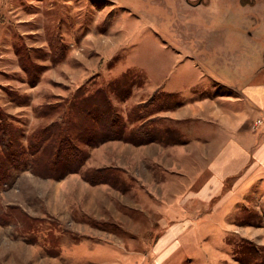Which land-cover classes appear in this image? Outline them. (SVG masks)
I'll list each match as a JSON object with an SVG mask.
<instances>
[{"label":"rangeland","instance_id":"rangeland-1","mask_svg":"<svg viewBox=\"0 0 264 264\" xmlns=\"http://www.w3.org/2000/svg\"><path fill=\"white\" fill-rule=\"evenodd\" d=\"M244 74L264 84V0H0V263L28 262L36 243L50 257L75 253L95 233L116 251L102 249L100 264H264V173L212 180L203 166L189 187L182 169L177 199L158 190V172L124 173L100 147L203 140L199 121L187 130L174 111L234 94L226 83L244 88ZM68 119L83 164L69 153L63 170L37 135L61 134Z\"/></svg>","mask_w":264,"mask_h":264},{"label":"crops","instance_id":"crops-1","mask_svg":"<svg viewBox=\"0 0 264 264\" xmlns=\"http://www.w3.org/2000/svg\"><path fill=\"white\" fill-rule=\"evenodd\" d=\"M249 77L252 81L244 88L236 83H226L227 89L234 92L232 95L205 97L185 105L187 107L185 109L181 106L174 111L178 113L176 120L180 123L184 121L188 125L187 130L191 128L193 123L191 120H198V125L194 128H200L198 126L202 125L203 140L190 138L183 145H165L161 142H154L142 146L111 141L107 142L108 145L110 144L108 147L105 146L107 143L100 147L104 151L111 150L108 154L112 157L109 159L118 160L131 168L130 171L120 169L124 173L125 171L137 173L140 178H143L144 169L152 177L158 172V182L161 185L158 190L163 189V193H168L169 187L176 183L178 188L176 190L174 187L171 188L176 193L169 195L166 193L164 196L177 199L183 197L184 192L181 193L179 188L182 186L181 182L174 179L172 174L175 175L182 169L188 171L189 187L196 184L197 171L204 169L203 166H206L207 171L211 173L212 180L224 181L238 169L242 173H245L248 168L264 173V84L253 81V76L243 75L244 79ZM166 85L164 81V87ZM178 91L174 87L169 89L170 93ZM254 119L260 120L259 125L247 131L246 128ZM258 175L261 178L262 175ZM225 185L226 183H222L223 193L226 191ZM170 205V211L180 208L176 202ZM175 224L166 222L160 227V231L166 233L172 231ZM85 235L90 236L86 233L83 237ZM97 237L95 233H91V237H85L87 239L80 240L76 245L73 244L77 246L75 253H71L70 247L67 246L68 248L64 249L58 257L45 255L42 253L43 247L36 243L30 246V250L28 248L29 254L34 255L28 259V262L18 261L20 258L14 256L9 260V264H27L33 261L36 262L35 264H61L62 258L74 264H100L102 249H104L103 255L116 256V251H110L109 248L100 245ZM20 247L24 245L21 244ZM107 261L111 263L109 258Z\"/></svg>","mask_w":264,"mask_h":264},{"label":"trees","instance_id":"trees-1","mask_svg":"<svg viewBox=\"0 0 264 264\" xmlns=\"http://www.w3.org/2000/svg\"><path fill=\"white\" fill-rule=\"evenodd\" d=\"M94 104H97L96 102L94 103ZM75 104H73V107H72V110L73 109H75V110H78V107H76V106H74ZM75 107V108H74ZM69 110H70V108H69ZM110 123L111 124H115V117L112 115L111 116V118H110ZM73 125V121H69V119L67 120V121H64L63 123H61V128H62V130H63V132L61 133V134H59L58 132H56V131H50V132H45V130L43 129L37 136H40V138H38L37 137V142L39 141V140H41V144H44V140L42 139V137L44 136V138H45V136L46 137H49V138H51V140L54 142V145H56L55 146V151H54V157H51V156H48V159H49V166L51 165V164H53V166L54 167H56V166H58V169H60L61 168V165L59 164V162H60V157H63V156H68V154L69 153H71V156H69V157H73L74 158V162H73V164L71 165V166H73V168L75 167V169L76 168H78V165H80V164H83L82 162H83V160H82V158H81V153L78 151V150H76L75 148H74V146L73 145H71L70 143H71V140L70 139H68L69 137V135H70V133L67 131V130H69L70 128L72 129V126ZM74 127V126H73ZM79 132H77V134H78ZM69 134V135H68ZM58 143H60V145L58 146ZM35 147H37V148H39V146H35ZM34 147V148H35ZM34 148H32V150L34 149ZM40 150L38 149V150H36V152H35V154L37 153V152H39ZM66 152V153H65ZM66 154V155H65ZM8 156H10L11 158L10 159H12L11 160V162H13V163H15L16 161L15 160H13V157H12V155L11 154H9L8 153ZM66 160H67V157H66ZM75 164V165H74ZM40 165V164H39ZM37 166V168H40V169H42V171L44 170H46L47 172H48V170H51L50 168H44V166H42V165H40V166ZM68 169H70L71 167L69 166V167H67ZM61 169H63V170H66L64 167H62ZM42 173L41 172V174H44V176H51L50 174H48V173ZM54 172H55V170H54Z\"/></svg>","mask_w":264,"mask_h":264}]
</instances>
